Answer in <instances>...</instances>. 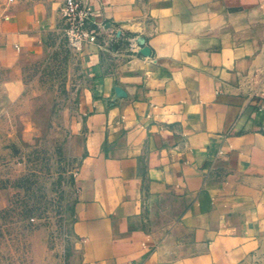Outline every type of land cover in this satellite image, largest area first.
I'll return each mask as SVG.
<instances>
[{
  "label": "crops",
  "instance_id": "obj_1",
  "mask_svg": "<svg viewBox=\"0 0 264 264\" xmlns=\"http://www.w3.org/2000/svg\"><path fill=\"white\" fill-rule=\"evenodd\" d=\"M88 1L97 35L64 124L73 264H264V0ZM62 2L2 7L0 105Z\"/></svg>",
  "mask_w": 264,
  "mask_h": 264
},
{
  "label": "rangeland",
  "instance_id": "obj_2",
  "mask_svg": "<svg viewBox=\"0 0 264 264\" xmlns=\"http://www.w3.org/2000/svg\"><path fill=\"white\" fill-rule=\"evenodd\" d=\"M52 41L24 66L23 95L0 105V264H73L76 163L64 124L84 68L79 49Z\"/></svg>",
  "mask_w": 264,
  "mask_h": 264
},
{
  "label": "built area",
  "instance_id": "obj_3",
  "mask_svg": "<svg viewBox=\"0 0 264 264\" xmlns=\"http://www.w3.org/2000/svg\"><path fill=\"white\" fill-rule=\"evenodd\" d=\"M60 13V34L70 47L79 49L83 41L96 40L97 32L92 26L94 10L88 0H63Z\"/></svg>",
  "mask_w": 264,
  "mask_h": 264
}]
</instances>
